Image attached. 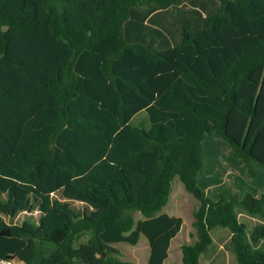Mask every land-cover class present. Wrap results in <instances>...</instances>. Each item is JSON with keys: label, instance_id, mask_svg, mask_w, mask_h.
<instances>
[{"label": "trees", "instance_id": "16d2710c", "mask_svg": "<svg viewBox=\"0 0 264 264\" xmlns=\"http://www.w3.org/2000/svg\"><path fill=\"white\" fill-rule=\"evenodd\" d=\"M206 134L264 167V0H0V234L26 240L9 259L135 264L114 244L144 235L164 264L178 177L199 202L180 264H264V192L211 199ZM13 187L42 231L1 214Z\"/></svg>", "mask_w": 264, "mask_h": 264}, {"label": "rangeland", "instance_id": "374dc122", "mask_svg": "<svg viewBox=\"0 0 264 264\" xmlns=\"http://www.w3.org/2000/svg\"><path fill=\"white\" fill-rule=\"evenodd\" d=\"M132 123L134 124L143 123V125L147 127L149 125V122L147 120L146 112L142 111L138 115L134 116V118L132 119ZM210 137L219 140V142H224L225 144H227V142L221 138H216L214 136H210ZM206 143H207L206 145H208V147H210L211 149L208 152V161H210L211 164H213V162L217 161L218 159H221L222 158L221 156L223 154L228 156L225 153L223 146H219L218 144L211 145L209 143V139L206 141ZM237 158L238 160H241V162H243L241 158L239 157ZM211 164L209 167H211ZM213 176L214 174L209 177H211L212 179ZM218 179L219 178L217 175V179L215 181L217 182ZM239 180L241 181V183L243 182L241 178H239ZM257 180L259 181L264 180L263 172L259 173ZM218 185L219 184H216L217 187ZM1 194L2 193H0V195ZM9 195L10 196L14 195L15 197L14 200L18 199L21 200L23 203H21L20 206H12L9 209H7V211H3L2 213L5 215L6 219L7 220L13 219L17 221L16 223H19L21 225H24V223L26 222L30 224L29 226L26 225V227L35 233L42 231L45 226V219L40 214L38 205L35 202L34 198L28 192L18 187H13L10 190ZM1 196L3 197H2V201L0 200V206L3 207V204L6 203L5 199L8 198L5 196V194H2ZM208 196L211 198V194ZM73 203L77 207L81 206L80 202L75 201ZM198 206H199V202L185 189L180 179L178 177H175L172 181V188L167 203L163 206L161 211L167 212L171 215L181 216L183 219V224L181 230L178 232L176 237H174L171 241V245L169 248V256L164 261V264H180L182 262V246L184 244L193 243V241L196 239L193 220H194V211L198 208ZM134 214L136 218L142 217L141 213L139 212H135ZM217 231L218 229L214 231L213 233L214 237H216ZM114 245L119 250L117 256L122 260L132 261L135 264H147V259L149 255V244L144 235H141L139 241L134 245L126 242H119V243H115ZM17 261L25 264L20 259H18Z\"/></svg>", "mask_w": 264, "mask_h": 264}, {"label": "crops", "instance_id": "0c3cea01", "mask_svg": "<svg viewBox=\"0 0 264 264\" xmlns=\"http://www.w3.org/2000/svg\"><path fill=\"white\" fill-rule=\"evenodd\" d=\"M210 136L213 135L206 134L203 139L205 166L198 180L200 187L203 188L208 195L211 194V198L214 200H216L218 196L220 197V194L232 193L234 195L241 196L245 191H250L255 196H260V194L264 192V180L259 181L257 180V177L260 172L264 173V167L258 166L256 169V175L252 178L248 177L245 163L241 162V160H238V156L231 149L228 142L225 144L224 142H219V140H216ZM208 139L211 145L218 144L219 146H223L224 151L228 156L223 154L221 159H218L217 161L213 162V164H211L210 161H208V152L211 149L208 147V145H206V141ZM210 164L211 167H209ZM213 174L214 176L211 179L209 176ZM217 175L219 179L216 182L215 180L217 179ZM239 178L242 179V183ZM216 184H219L218 187ZM1 214L6 219L2 212ZM7 221H13L15 223L17 222L13 219H9ZM25 244L26 240L24 238L6 237L0 234V264H7L4 263L5 260L10 261L11 264H23L22 262L17 261L18 258L9 259L8 256L10 254H14L18 249L24 247Z\"/></svg>", "mask_w": 264, "mask_h": 264}, {"label": "built area", "instance_id": "2783aa9c", "mask_svg": "<svg viewBox=\"0 0 264 264\" xmlns=\"http://www.w3.org/2000/svg\"><path fill=\"white\" fill-rule=\"evenodd\" d=\"M4 263L11 264V262H10V261H7V260H6V261H4Z\"/></svg>", "mask_w": 264, "mask_h": 264}]
</instances>
